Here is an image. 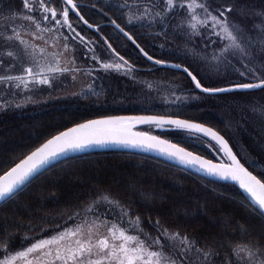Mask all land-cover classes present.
<instances>
[{
	"label": "snow or ice",
	"instance_id": "snow-or-ice-1",
	"mask_svg": "<svg viewBox=\"0 0 264 264\" xmlns=\"http://www.w3.org/2000/svg\"><path fill=\"white\" fill-rule=\"evenodd\" d=\"M86 6L78 0H19L17 7L15 0H0V110L13 103L21 107L31 102L30 96L22 102L17 97L42 90V86L53 87L54 81L67 76L73 81L79 74L91 77L98 69L78 63V53L83 50L84 64L91 61L106 72L114 70L135 79L136 66L120 55L109 39L104 38L103 44L115 60L104 62L97 54V41L82 34V28L78 30L81 22L89 29L100 30L82 14ZM91 8L106 17L109 12L119 14L123 26L118 18L109 17L118 34L148 61L184 74L187 85L176 87L186 95L176 96V100L199 99L200 94L264 93V0H117L115 4L96 0ZM135 27L149 30L154 39L163 37L161 48L168 37L173 43L182 40V48H169L173 54L179 51L181 63L151 55L132 34ZM148 87L153 85L149 83ZM249 107L264 117V103ZM137 123L202 133L210 143L215 142L214 147L227 156L229 163L213 164L168 140L135 132ZM108 143L159 151L185 166H199L209 175L237 181L258 206L253 213L264 218V181L240 162L224 136L171 115L108 116L77 123L0 175V200L14 197L59 157ZM142 196L153 198L152 193ZM42 223L46 226L29 222L20 245L14 243L15 234L7 227L0 229V264H264L262 237L243 239L248 230L242 224L234 230L242 239L202 241L162 223L159 216L153 219L149 214L145 218L107 191H96L58 220Z\"/></svg>",
	"mask_w": 264,
	"mask_h": 264
},
{
	"label": "trees",
	"instance_id": "trees-1",
	"mask_svg": "<svg viewBox=\"0 0 264 264\" xmlns=\"http://www.w3.org/2000/svg\"><path fill=\"white\" fill-rule=\"evenodd\" d=\"M15 2L19 7V0ZM78 2L87 5L82 8V14L94 26L99 25L100 30L89 29L82 22L78 27L89 39L97 41L102 54L105 51L110 53L103 44V39L107 38L120 55L136 66L135 77L161 78L187 85L183 73L148 61L130 41L114 30L113 25L107 23L109 17L118 18L119 14L109 12L106 17L98 13L91 8L96 0ZM103 2L99 0L100 4ZM110 2L116 3L114 0ZM73 22L76 23L75 18ZM117 22L122 26L124 24L122 17ZM132 34L155 58L181 63L177 58L179 54L169 51V47L175 45L170 37L166 46L161 48L160 44L165 43L164 38L154 39L147 29L135 27ZM89 64L88 68L98 69V74L102 76L104 85L99 94L80 98L79 102L47 103L0 112V175L44 141L77 123L107 115L156 114L194 120L216 129L229 141L242 163L264 181L263 163L247 161L239 148L240 143L252 147L249 138L252 131L236 130L240 122L236 107L226 103L228 99L235 98L243 105L249 104L252 100L242 99L247 94H200L202 102L196 106L188 103L165 106L156 100L155 93L145 84L135 83V79L122 72L109 70L106 73L93 62ZM100 72L105 74L101 75ZM115 91L116 94H112ZM121 92L126 105L112 98L116 95L115 98L119 99ZM229 115L234 116L233 119ZM137 129L164 137L209 159L228 163L224 153L214 147L215 142L210 143V139L200 133L172 130L169 126L158 128L156 125H144ZM96 191L110 192L125 204L132 205L134 212L145 218L149 214L153 219L159 216L162 223L202 241L207 239L209 242L227 243L231 239H242L239 232H234L242 224L248 230V236L243 239L262 237L261 242H264V218L253 213L252 209L258 210V207L238 187L205 179L153 157L127 152L84 154L51 166L14 197L0 204V229L7 227L10 233H14V243L17 245V241L25 235L29 222L44 227V220H58ZM142 193H152L153 198L145 199ZM194 213L196 218H193Z\"/></svg>",
	"mask_w": 264,
	"mask_h": 264
},
{
	"label": "rangeland",
	"instance_id": "rangeland-1",
	"mask_svg": "<svg viewBox=\"0 0 264 264\" xmlns=\"http://www.w3.org/2000/svg\"><path fill=\"white\" fill-rule=\"evenodd\" d=\"M117 2V0H114ZM75 23V22H74ZM81 29L78 27V30ZM82 34L86 35L85 32H82ZM27 38V37H26ZM170 40L172 38L170 37ZM38 44H43L42 41H37ZM99 44L97 43L96 46ZM173 47L182 48L183 47V41L182 40H176L175 45ZM171 48V47H169ZM85 51V50H83ZM83 51L78 53L80 56V60H78V63L81 64L82 67L88 68L90 67L91 61H89L87 64L83 63ZM97 54L102 56L104 59V62H112L115 60V57L111 56L110 53L106 52L102 54L98 47H97ZM177 54H180L179 51ZM95 64V63H93ZM97 67H100L98 64H95ZM101 69V68H100ZM99 71H94L93 75L91 77L79 74L75 81L71 79V76H67L63 78V80H56L53 82V87L48 86H42V90L33 91L31 93L24 92L21 93L19 97H17L18 101H23V98L25 96L31 97V102L23 103L21 107H16L15 103H13L10 107H7L1 111L7 110V109H13V110H23L28 107L32 106H41L45 105L47 103L51 104H64L69 103L72 101H80V98H85L90 95H93L95 93H100L102 88V76L98 74ZM101 75L103 72H100ZM107 73V72H106ZM105 73H103L104 75ZM136 82L140 85L145 84L148 87V84L151 83L153 85L152 88H150L151 92H154V96L156 97V100L160 102L161 104H164L165 106H179L182 104H194L195 106L198 104H201V99H195L191 100L192 98H189L187 100L181 99L176 100V96L183 97L186 95L185 92H182L179 88H177V85H185L183 83L177 82V81H171L167 79H161V78H147V77H135ZM128 83V82H127ZM124 83L123 85H125ZM89 85H91V88H89ZM149 88V87H148ZM106 89H104V92ZM175 92V95L172 93ZM112 94H116V91ZM264 93H260L259 91H251L250 94H247L246 96L242 97L243 100L250 99L251 102L246 103L245 105L239 103L237 100L235 101V98H230L228 101H226L229 105H234L236 107V113L239 116L240 122L237 127V131H246L248 133L249 130L252 131V135L250 138V144L252 147H249V145H244V143L239 144V148L242 150L244 158L251 162H262L264 165V117H261L258 113H254L250 109V105L259 103H264V98H262ZM121 97L118 99L115 98L116 95H114L112 98L118 102L122 103L123 96L122 92L119 94ZM129 94L125 95V98L128 97ZM143 95V94H142ZM142 98V97H141ZM139 99V98H138ZM143 99V98H142ZM191 100V101H190ZM122 101V102H121ZM171 101H176L175 103H172ZM190 102V103H189ZM236 102L239 104H236ZM89 103V102H88ZM224 103V102H222ZM124 105L127 104V102H123ZM237 105V106H236ZM230 119L234 116H230ZM246 125V126H245ZM239 128V129H238ZM31 235V234H30ZM35 235V234H33ZM192 236V235H189ZM22 238V237H21ZM18 244H21V239L17 241Z\"/></svg>",
	"mask_w": 264,
	"mask_h": 264
},
{
	"label": "water",
	"instance_id": "water-1",
	"mask_svg": "<svg viewBox=\"0 0 264 264\" xmlns=\"http://www.w3.org/2000/svg\"><path fill=\"white\" fill-rule=\"evenodd\" d=\"M109 24H111L110 22H107ZM112 25V24H111ZM86 26V25H85ZM87 27V26H86ZM88 28V27H87ZM95 27H93L92 29H94ZM160 67H165V66H162V65H158ZM165 68H168V69H172V70H176L174 68H171V67H165ZM178 71V70H177ZM234 93V92H233ZM220 94H228V93H220ZM216 95H219V94H216ZM108 116H125V117H137V116H161V115H156V114H121V115H107V116H102V117H97V118H93V119H102V118H105V117H108ZM174 117V116H173ZM180 118V117H178ZM180 119H185V118H180ZM89 120H92V119H89ZM189 120V119H187ZM87 121V120H86ZM193 123H200L202 125H204L205 127H210L206 124H203L201 122H198V121H194V120H189ZM85 122V121H83ZM83 122H80V123H83ZM76 125V124H75ZM75 125H72L70 127H74ZM144 125H154V124H150V123H144V124H140V123H137L134 125L133 127V131L135 132H143V131H140L138 130L137 128L138 127H141V126H144ZM68 127V128H70ZM68 128L62 130V131H66ZM212 128V127H210ZM213 130L217 131L216 129L212 128ZM219 132V131H218ZM148 133V132H146ZM58 134V133H57ZM55 134V135H57ZM150 135H154V136H158V135H155V134H151V133H148ZM202 134V133H200ZM220 135H222L220 132H219ZM203 135V134H202ZM54 136V135H53ZM224 136V135H222ZM160 139L162 140H168L164 137H161V136H158ZM225 138V137H224ZM51 139V137L49 138ZM210 139V138H209ZM226 139V138H225ZM48 140V139H47ZM46 140V141H47ZM227 140V139H226ZM46 141H44L43 143H45ZM170 141L171 143L173 144H176L177 147H180V148H184L185 151H188V152H191L193 155H198L200 157H202L203 159H206V160H210L213 164H227L225 162H219V161H216V160H212V159H209L203 155H200L198 153H195L193 151H190L189 149L171 141V140H168ZM228 141V140H227ZM214 142V141H213ZM229 142V141H228ZM42 143V144H43ZM41 145V144H40ZM39 145V146H40ZM38 146V147H39ZM229 146L232 148L231 144L229 143ZM37 148V147H36ZM35 148V149H36ZM34 149V150H35ZM32 150V151H34ZM233 150V153L237 156L236 152L234 151V149L232 148ZM99 152H127V153H134V154H140V155H145V156H149V157H153V158H156V159H159L161 161H164L166 162L167 164H170V165H173V166H176V167H179L185 171H188L190 173H193L195 175H198L200 177H203L205 179H208V180H211V181H215V182H219V183H225V184H230V185H234L236 187H238L241 191H243L249 198V194L245 192L244 189H242L239 185V183L237 181H234V180H231V179H223L219 176H215V175H209L206 171L202 170L199 168V166H196V167H189V166H185L183 164H180L178 161L176 160H173V159H169L166 155H162L159 151H147L143 148H133V147H127V146H124V145H121V144H115V143H108V144H105L103 146H92V147H89V148H86L82 151H78V152H69L67 154H65L64 156H61L59 157L56 161H53L49 166H46L44 169H41L40 173L41 174L42 172H44L45 170H47L48 168H50L51 166L57 164L58 162H61L63 160H66V159H69V158H72V157H76V156H79V155H84V154H90V153H99ZM31 153V152H30ZM29 153V154H30ZM27 156V155H26ZM227 157V156H226ZM237 158L239 159V157L237 156ZM23 159V158H22ZM228 159V158H227ZM240 160V159H239ZM19 162V161H18ZM17 162V163H18ZM240 162L242 163V161L240 160ZM229 163V161H228ZM243 164V163H242ZM14 166V165H13ZM12 166V167H13ZM245 166V165H244ZM246 167V166H245ZM247 168V167H246ZM250 172H252L249 168H247ZM4 174V173H3ZM2 174V175H3ZM39 174H37L35 177H37ZM253 175H255L253 172H252ZM258 178V177H257ZM34 179V178H33ZM31 179V181L33 180ZM259 179V178H258ZM28 183H26L24 186H26ZM22 186V188L24 187ZM21 188V189H22ZM19 191V190H18ZM251 199V198H250ZM7 200V199H6ZM6 200H0V204L3 203L4 201ZM254 203V202H253ZM257 206V205H256ZM258 207V206H257Z\"/></svg>",
	"mask_w": 264,
	"mask_h": 264
}]
</instances>
